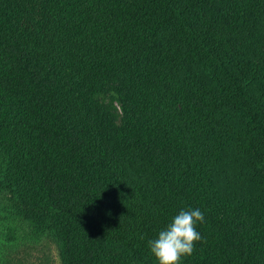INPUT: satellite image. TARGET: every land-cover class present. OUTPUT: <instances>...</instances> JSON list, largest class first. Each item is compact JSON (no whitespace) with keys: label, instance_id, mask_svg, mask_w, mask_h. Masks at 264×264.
<instances>
[{"label":"trees","instance_id":"trees-1","mask_svg":"<svg viewBox=\"0 0 264 264\" xmlns=\"http://www.w3.org/2000/svg\"><path fill=\"white\" fill-rule=\"evenodd\" d=\"M0 192L60 264H264V0H0ZM2 231V230H1Z\"/></svg>","mask_w":264,"mask_h":264},{"label":"rangeland","instance_id":"rangeland-1","mask_svg":"<svg viewBox=\"0 0 264 264\" xmlns=\"http://www.w3.org/2000/svg\"><path fill=\"white\" fill-rule=\"evenodd\" d=\"M8 205L5 192H0V264H60L56 241L35 232L20 215H7Z\"/></svg>","mask_w":264,"mask_h":264},{"label":"clouds","instance_id":"clouds-1","mask_svg":"<svg viewBox=\"0 0 264 264\" xmlns=\"http://www.w3.org/2000/svg\"><path fill=\"white\" fill-rule=\"evenodd\" d=\"M204 223V213L199 209H180L147 246L158 264H180L185 256H191L196 243L204 240L197 224Z\"/></svg>","mask_w":264,"mask_h":264}]
</instances>
